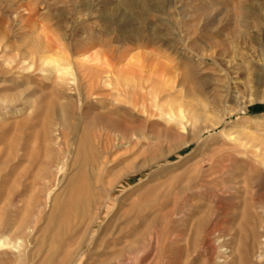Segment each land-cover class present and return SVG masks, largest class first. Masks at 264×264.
Returning <instances> with one entry per match:
<instances>
[{
    "label": "rangeland",
    "instance_id": "1",
    "mask_svg": "<svg viewBox=\"0 0 264 264\" xmlns=\"http://www.w3.org/2000/svg\"><path fill=\"white\" fill-rule=\"evenodd\" d=\"M122 1L0 0V264H264V0Z\"/></svg>",
    "mask_w": 264,
    "mask_h": 264
},
{
    "label": "bare ground",
    "instance_id": "2",
    "mask_svg": "<svg viewBox=\"0 0 264 264\" xmlns=\"http://www.w3.org/2000/svg\"><path fill=\"white\" fill-rule=\"evenodd\" d=\"M122 1V0H121ZM136 1H138V0H123L122 2H120V3H118V5H117V7H116V12L117 13H114V14H118L119 13V11L122 9V8H127V9H129V7L130 6H132V5H134V4H136ZM149 1V0H148ZM150 1H154V3L156 2V4H157V8H158V5H159V8H161L162 7V4H161V2L163 1V0H150ZM139 2V1H138ZM140 3H141V1H140ZM143 3V2H142ZM141 3V4H142ZM144 4H145V2H144ZM137 6V5H136ZM156 6V5H155ZM139 8V7H138ZM242 8L244 9V8H246V7H243L242 6ZM144 10V9H143ZM142 10V11H143ZM247 10V9H246ZM147 11V10H146ZM248 11V10H247ZM130 12V11H129ZM150 12V11H149ZM243 13H244V11H243ZM243 15H245V14H243ZM246 16V15H245ZM244 17V16H243ZM108 19H110L109 17H108ZM245 21V19H241V26L239 27V26H237L236 25V23H234V24H230V23H228L229 24V26L227 27V25H226V27H227V30L229 31L230 30V34L231 35H233V36H236V37H239V36H245V35H247V32H246V28H247V25H246V23H243ZM243 27V28H242ZM138 31V30H137ZM227 32V31H226ZM229 33V32H228ZM252 37V36H251ZM253 38V37H252ZM149 41H148V43H150L151 41H150V39H148ZM255 40V39H254ZM262 40V39H261ZM225 45V44H224ZM226 46V45H225ZM224 47V46H223ZM227 47V46H226ZM262 48V47H261ZM234 49V48H233ZM263 49V48H262ZM105 52H107V51H105ZM235 53H236V51H235ZM114 55V51L111 49L110 51L108 50V52H107V56H110V55ZM264 55V54H263ZM105 56H106V54H105ZM106 56V57H107ZM114 56H116V55H114ZM51 60V59H50ZM107 60H108V58H107ZM112 60V59H111ZM48 61V60H47ZM52 61L53 60H51L50 62L52 63ZM109 61V60H108ZM50 62H48V63H50ZM53 62H55V61H53ZM108 63V62H107ZM106 66V65H105ZM166 67V66H165ZM67 68V67H66ZM163 68V67H162ZM54 69H56V70H60V69H57V67L55 66V68ZM108 69H110V68H108ZM140 68H137V71H133L134 73H133V75H131L130 77L129 76H127V75H124V76H122L121 77V80H124L125 82H127L126 83V85H123V84H121V83H118V82H116V83H118V84H120V85H118V86H116V89L119 91V95H121V94H123V93H125L126 91H130V90H132V102H134V103H139V100H141L142 99V101H144V100H147L148 98H150V96H149V94H151V95H153V97L155 98V101H157L158 100V98L156 97L157 95H156V92H155V90L153 91V89H154V85L156 84V83H159V81H158V79H162V74L160 75V74H158L159 72H157L156 71V69H153L151 72L152 73H150V74H147V75H145L144 74V72L145 71H147V70H145V71H143L144 69H141V70H139ZM61 70H65V69H61ZM67 70V69H66ZM112 70V69H111ZM159 70H161V68L160 69H158V71ZM63 72H65V71H63ZM148 73H149V71H147ZM112 73H113V71H112ZM127 73V72H126ZM125 73V74H126ZM89 75H91V74H89ZM93 75V74H92ZM116 76V75H115ZM119 76V75H118ZM93 79H94V76H93ZM96 79V78H95ZM108 79V78H107ZM119 79V78H118ZM118 79H115V80H118ZM112 81V80H111ZM123 82V81H122ZM106 83V82H105ZM94 84H96V85H94ZM107 85V84H106ZM110 85V84H109ZM117 85V84H116ZM122 85H123V88H122ZM101 86V85H100ZM100 87H98V83H96L95 82V80L93 81V82H91V87H90V89H89V94L88 95H93L94 93H96V94H102V90H100L99 89ZM148 88H152V89H150V91H148ZM123 91H125V92H123ZM150 92V93H149ZM128 94V93H127ZM126 94V95H127ZM131 95V94H130ZM156 95V96H155ZM152 97V96H151ZM127 98H128V96H127ZM160 105V104H159ZM136 106V105H135ZM138 106V105H137ZM143 107H144V104H143ZM146 107V106H145ZM140 110H141V107L139 108ZM148 109V108H147ZM159 109V108H158ZM143 112V111H142ZM113 114H116L118 117H116V116H113ZM123 114H128V112H127V108H116V109H114L113 111H112V115L111 114H102V113H98L97 115H96V119H100V120H103V121H105L106 122V124H104L105 125V129H109V128H111V130H113V131H121V130H125V133H131L132 134V137L133 138H135V139H137V141L139 140V138L136 136V134L133 132L134 131V129H135V126L132 124V123H129V121H125L126 120V117L124 118V117H122L123 116ZM93 117H94V115H93ZM120 117H122V118H120ZM128 120V119H127ZM96 122V121H95ZM176 122V121H175ZM94 123V122H93ZM96 124V123H95ZM79 126V125H78ZM85 126V125H84ZM103 126V125H102ZM95 128V127H94ZM72 129H74V128H72ZM79 129H80V127H79ZM78 129V130H79ZM86 129V128H85ZM100 129V128H99ZM102 129V128H101ZM81 131V130H80ZM88 131V130H87ZM91 131V130H90ZM97 131H98V128H97ZM76 132V131H75ZM84 132V131H83ZM87 134L89 133V131L88 132H86ZM98 133V132H97ZM105 133V132H104ZM83 134V133H82ZM107 134V133H106ZM84 135V134H83ZM86 135V134H85ZM101 136V132H99V134H98V136ZM96 136V135H95ZM106 136V135H105ZM102 137V136H101ZM84 139V138H83ZM81 141V140H80ZM81 143H83V142H81ZM79 149H83L84 150V148L80 145L79 146ZM81 166V165H80ZM83 174V173H82ZM87 175V174H86ZM85 175V176H86ZM83 176V175H82ZM83 181V180H82ZM75 188V187H74ZM73 188V194L75 193L74 191H76L77 189H74ZM84 189H82V191H83ZM81 191V192H82ZM81 192L79 193L78 191H77V193H79L80 195H81ZM87 192V191H86ZM71 193V192H70ZM70 193H69V195H70ZM85 193V192H84ZM90 194V193H89ZM86 195V194H85ZM85 195H84V197H85ZM72 196V195H71ZM76 196V195H75ZM70 197V196H69ZM68 197V198H69ZM78 197V196H77ZM76 197H74V199H75ZM78 198H80V197H78ZM87 198V197H86ZM70 199V198H69ZM71 199H72V197H71ZM77 200V199H76ZM83 200V199H82ZM87 200H90V198H87ZM72 201V200H71ZM71 203H73V202H71ZM75 203V202H74ZM83 203V202H82ZM84 203H85V200H84ZM83 203V204H84ZM63 204V203H62ZM86 204V203H85ZM64 205V204H63ZM65 205H67L66 206V208H65V210H67V208H70V205L68 204V203H66L65 202ZM75 205V204H74ZM77 205V204H76ZM76 205L74 206V208L76 207ZM79 206V205H78ZM78 208V207H77ZM64 209V208H63ZM76 209V208H75ZM73 210V209H72ZM71 211V210H70ZM84 211V210H83ZM69 212V211H68ZM77 212V211H76ZM65 213V212H64ZM67 214V213H66ZM69 215V214H68ZM69 217V216H68Z\"/></svg>",
    "mask_w": 264,
    "mask_h": 264
},
{
    "label": "trees",
    "instance_id": "3",
    "mask_svg": "<svg viewBox=\"0 0 264 264\" xmlns=\"http://www.w3.org/2000/svg\"><path fill=\"white\" fill-rule=\"evenodd\" d=\"M261 109L262 107L260 106V107L255 108V111H261Z\"/></svg>",
    "mask_w": 264,
    "mask_h": 264
}]
</instances>
